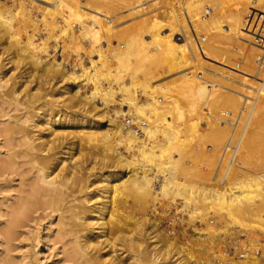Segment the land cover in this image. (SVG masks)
<instances>
[{
  "label": "bare ground",
  "instance_id": "obj_1",
  "mask_svg": "<svg viewBox=\"0 0 264 264\" xmlns=\"http://www.w3.org/2000/svg\"><path fill=\"white\" fill-rule=\"evenodd\" d=\"M54 1H58L57 4L59 6L65 5L68 8V14L63 17L64 21L66 22L62 25L61 29H58L59 27L56 28L57 25H55L54 21L52 20L49 28L51 29L50 32L54 33L55 31H52L55 29L60 30V35L65 36L69 45L73 43V47L75 48V50L80 48L81 41L77 36L78 34L76 35V33H73L72 31L71 33H69V30H72L73 27L77 26L79 29H81L82 31L80 30V34L84 38L88 37L90 40L92 39V45H90L91 50L89 52V55H86V57L88 58L87 62L89 63L87 67L82 63L81 60L75 59L77 60V67L74 70H69L68 68H64L63 65L61 66L59 56L55 58L56 71L61 75L62 78L71 80L72 84L74 85L75 90L72 94L70 93V96L72 97L74 94L77 95V86L80 82H83L85 84L91 85L90 92L83 95V98L86 100V102L92 101L94 103H98L97 108H99L100 113L97 114V119H80L77 121V123L80 124L81 129H89L85 132L86 134L84 133V135L80 133L81 136L78 138H80L81 141L82 139H85V141L88 142H98L103 152H109L110 155L114 156L116 159H120L122 164H130V167H134L132 168L134 169V172H132L133 174L128 176L125 172L123 173L122 170L118 173H115L114 175L106 174L107 176H105L104 179H101L105 183L100 186V189L97 186L99 191L96 193L94 192V196L97 199L101 200L100 205L92 207V209H90V212L93 215L86 217L87 219L96 217L95 227L99 229L95 238L96 242H94L91 238L95 233V231H93L94 227H90L87 232L81 235V231L83 230L80 231V229L78 228L80 224L76 221L80 216V211H70V222L68 230L72 238L71 251L74 254L82 257L84 264H96L97 260H100L101 262L105 261L108 264H122L123 262L120 263L117 260L115 261L113 258L115 256L114 253H116L117 251L114 247V244H116L115 246H117V243L119 242L124 243V246L126 240L121 236H116L114 237V239H112L111 237L108 238L106 236V230L108 229L110 224L121 223V220L118 218V211L123 205L125 201L124 199H126L128 196L136 200L137 203L139 201L140 204L146 203V201H148L146 200V198L148 197V199L151 198L155 200L157 193H161L162 195H171L172 193L173 195V193L175 192L181 196H189V198L187 197V200L195 201L191 202L186 200V202L182 205H184L186 208H189L192 211V215L195 211L200 212L199 210H202L199 209L201 206H205L204 204H206L205 201L207 199V194L204 188L201 187L202 189L192 190V188H190L189 186L187 187L181 182L179 183L176 181V171L180 167H184V169L186 167L182 166L183 164L181 160H183L184 157H187V155L190 156L193 152L194 148L192 149L190 148V146L188 149V147L186 146H188L194 138L199 122H201L202 124L204 123V128H206L207 126L206 131L208 132V136L214 141V147L208 149V152L211 156H213V158L216 157L222 145L223 149H227V146L232 148L231 151H226L225 149L222 150L221 153H218V160L214 159L216 163L215 170L216 172H218L217 174H221L220 180L222 179V183L228 180L227 177L230 178V175L228 176V173L229 171L233 170H231L230 168L236 167L235 165H232L234 164L233 162L236 160V165L237 162H239V160H237L236 158H242L240 156H236L239 154H244L246 145L250 141H258L260 139L255 128L261 121L258 118H262L264 122V79L262 80L260 76L255 74L253 63L255 47L253 45L254 31L252 30V25L250 22L240 21L238 20V18L234 20L235 11L233 6H239L240 9H244L245 11L248 10L250 11L248 13L251 14L253 10H256L255 5H251V2H257L258 4L260 3V6H258L257 8H260V11L264 12V0H173L176 2V5L171 0H168V3H164L166 4V7L163 5V2L165 0H162V5L166 9L165 12L164 10L160 9L159 11H163L160 12V14H156L158 12L157 10L156 13H146L147 11L149 12V10L147 9H150L151 11L152 8L155 9V7H157L159 4V6L161 7L160 0H95V2H93L94 0ZM170 2L171 4H173L170 5ZM91 3H94L93 5L96 6V8H98L100 5L105 7L104 9L106 10H104L103 12L106 13L104 14L105 18L99 16L96 12L94 14H90V17L89 15H87V10H90V6H92ZM155 3H157L158 5H156ZM154 4L156 5L155 7L147 8V6H153ZM1 5L0 31H3V34L0 33V36L7 34L8 36L6 37L5 35V38L8 39L9 37V39H12L10 40L12 43L11 47L13 48L14 46V53L16 52V54L14 55H16V57L18 55H21L22 57L27 58L26 61L31 60L32 62H34V64L41 65L43 61L36 53L35 49L38 45V42H35L34 35L29 32L30 34H26L24 38L25 41L22 40L21 42V40L18 39L19 35L16 36V34L18 33V31L16 30L17 28H15L12 23L14 13L11 14V9L4 7L3 4ZM167 6H170L171 8L175 7V10H173L174 16L168 13L171 11L170 8L169 11L167 10ZM206 6L210 8V11L206 13V15L203 14L199 17H196L199 12H203V9ZM54 8L57 7L54 5ZM143 9H146L147 11H142ZM29 10L30 9H27L26 11ZM30 13L27 12L28 18H26L28 20L31 19H29ZM257 13L255 14V16H257ZM85 15L89 17V20L93 19L92 21L96 22L95 25H100V27H97V29L95 28L96 30L93 29V31H90L87 28L85 29V24L80 23L88 18ZM117 15H119V17ZM39 17L41 16H38V18ZM70 18H74L79 22L75 21V24H73V22L72 25L68 23V20ZM256 18L258 19V16ZM125 20L130 21L126 24V26L135 27V30L133 32H125L124 30L123 32H117L118 35L122 34V36H125L126 38H124L123 44H119L118 47L110 49V47H108L109 44H107V40L110 38L109 31L112 29V26L114 24L119 22L124 24L123 21ZM174 20H176L177 22L175 23ZM176 25L182 26L183 30L185 31L186 39H184V41H181V37L179 36L178 32L179 29L177 30ZM235 25H238L237 29L235 28ZM35 26H33V28L30 27V29L32 28L34 30ZM88 27L90 28V25ZM124 27L118 28L124 29ZM32 29L30 31H33ZM115 30L116 29H114V31ZM198 31H205L207 33V39L206 36L204 37L202 35H198ZM223 32H225L226 34H223ZM18 34H20V32ZM58 35H55L54 40L51 41H54V43L52 44L53 46L56 45L59 51L62 44H60L61 41L58 40ZM196 35L204 38V41H200ZM227 38L239 41L242 46V54L238 55L240 56V66L237 68L235 67V58L232 57V55H229L231 51L229 49L228 51L226 50L227 48L222 47V39ZM59 39H61L60 36ZM102 39L104 42H99V40ZM162 39H166V42L162 45L157 44L158 49L152 51V47L154 45L153 43H158L162 41ZM63 45L65 44L63 43ZM150 50L152 55H150ZM7 54H9V52ZM7 58L11 57L8 56ZM24 58H22V60H25ZM11 61L15 63L13 57L11 60H9V62ZM24 62L22 61V63ZM29 62L30 61H28V63ZM127 67L129 68V75L127 77L128 81L126 80V82H122L119 80L120 77L112 71H119L120 69ZM166 67L168 68V70L172 71V74H168L169 77H167V79L158 81V78H160V74L156 75L155 73H153V71L158 72L159 69H163ZM203 69L209 72L207 76H199L197 74L198 72H202ZM27 70L28 68H23L24 73H21V77L24 78L26 76ZM210 71L217 73L218 77L229 78L243 85V88L256 92L257 96L255 100L251 104H248L247 106H244L239 110L240 117L236 118V125L238 123V127L234 125L232 129H230L227 125H224L225 123L219 121L220 117L216 114L222 113L221 115H232L233 111L235 112L236 110H238L239 99L230 92L220 89L218 86H220L221 84L216 83V81L211 78V75H209L211 74ZM0 73L4 74L5 72L2 73L1 71ZM3 77L4 76L2 75L0 76V86H2V83H4L6 79H8H3ZM104 80H106L107 87H103ZM26 81L30 82L31 80L24 79V81H22L24 86H26L27 84ZM5 82H7V80ZM137 86H139L138 88L142 90V93L140 92L141 97L147 96L145 99L142 100L140 97H138L136 91ZM17 89H10L6 92L7 98L4 100V103L7 105V107H16L18 105H23V102L17 100ZM63 92L69 93L68 88H63ZM117 93L120 94V97L123 96V101L121 100L117 102L121 107L126 104L125 109L127 108L128 104L126 101L131 104L127 111H125V109L120 110L121 108H109V105H111L112 103L116 104L114 97ZM156 93H159L163 98H165V100L161 99V102L159 103L161 104L165 101V103L162 105L164 107V105L168 103V105L166 106L170 105L169 109L168 107L166 108V106L163 108L160 105V107L163 109L157 106L159 104H156V102H158L159 100L156 99ZM188 93L196 95L197 99L204 100L206 107L209 110L206 111L207 118L210 116L213 119L210 118L211 120L205 121V117L204 120L202 119L203 121H201V119L197 118L198 114H196L195 108L194 110L189 109V112H187V115L189 114V116L186 115L187 117H184V113L178 102V98L183 97V94ZM131 107H134L133 111H136L135 113L131 112ZM159 108L161 110H159ZM165 109H167L168 111L165 112ZM174 109L176 110L177 116L181 118L179 122L172 120L171 114H173ZM109 110H111L114 115L113 117L108 118L110 127L99 130L98 125L101 124L102 121L110 115ZM148 112L152 113L153 116L150 113L149 114L154 117V119L150 118V115V117H146V113L148 114ZM159 112H165V116L162 113L160 114ZM167 113L168 115L166 116ZM29 114V110L25 109L21 115L13 116V121L3 129L9 144L17 147L16 149L12 148L10 150L11 157L18 154L27 156V160L32 164L35 170L34 179L28 184L29 189H31L33 192V195L30 196L31 199L27 197V195L23 196L19 205L17 204L18 206L16 205L17 207L13 209L14 222L17 219L14 218V216L18 214H25L30 208V203L33 201V199L35 200L39 196L47 197V200H45V204L48 206H62L69 208L71 204H66L69 198H63V195L65 193L63 192V188L66 187L68 182L70 181L69 176L73 177L74 172L73 174L70 173L75 170L77 166L76 164H74L75 161L73 159L75 157H73L71 161L73 160L74 162L68 161L67 164H62L59 171H57L56 174L53 173L56 167L51 168V164H53L52 161L54 160V158L57 159L55 155L59 152L57 150L58 146L54 145V141L52 140L53 138H57L55 133L53 135V132L55 130L52 127L56 122L59 121L56 118H54L53 120L49 119L44 121V125L41 126V130H47L48 133L40 134L39 137L33 138V135L27 127L30 122ZM127 114L134 121V123L139 126L141 133H138L134 128L125 125L121 120H119L120 116H125ZM183 118L187 119L185 120ZM242 119L243 123H240ZM31 123H33L32 126L37 125L34 120L31 121ZM50 129L52 131H50ZM50 135H53L55 137H51L50 139ZM36 140L39 141L36 142ZM71 141L72 144L70 146L73 147V145H75V141ZM78 141L80 140L78 139ZM66 144H68V146L65 147L64 144L63 146H61V148L64 147L68 150L70 143ZM119 144H122L124 146V150L129 153V156H120L115 152V147ZM47 149H51L52 152L49 155H42L41 152ZM187 152L189 153L187 154ZM228 153H230V157L229 155H227ZM72 156L73 153L70 155V158ZM226 156L229 158L228 160L226 159L224 161ZM11 161L12 167L15 162L12 159ZM60 161L62 163L63 160L60 159ZM185 162H188V164L185 163L187 165L190 164L189 160ZM211 163L209 164L211 165ZM148 164H151L156 168V172L151 174L152 176L147 173V171L150 169L149 167H147ZM213 164L214 163H212V165ZM222 164L225 166L224 168L223 166H221ZM49 168L51 169L47 171ZM255 170L257 171V169H253L251 173L255 172ZM137 171L141 172V175L138 176L137 174L139 173ZM158 172L161 173L162 177L161 179H159V192H156L152 188V181L153 178L157 176ZM261 172L263 173L262 175H260L261 173H258V175L256 174L253 177V174L249 175V177L244 175L246 178L242 176L244 179L239 178L240 181L236 180V182L238 181L237 183L234 182V184L233 182H231L233 183L232 186H230L231 184H229V181H227L226 183L228 184L225 189H223V185L222 191L220 190V192H217V190L215 189L211 193L213 200L216 201L214 203H211L212 206H216V209H218L219 207L220 211L224 210L226 212L224 214V212L222 211L223 216L227 218H224V222L228 220L230 223L247 227L248 225H245V223H243V215L244 218L245 215H247L251 218L249 220L254 221V223H256L258 226L261 225L262 227H259L262 230L264 229V212L262 207L259 206L261 202L258 205H254V203L252 202L254 196H261V199L264 200V198H262V196L264 197V172ZM67 196L71 197L72 191L67 193ZM132 198H129L130 201H132ZM72 199L73 198H71V201ZM200 200H204V203ZM136 201H134V203ZM149 201L147 202L148 204ZM210 202H208L209 208H211ZM139 203L137 204V206L138 208H141V206H139ZM74 206L77 205L73 204L72 207ZM203 209H205V207ZM202 211L200 213L204 215L205 213ZM132 212L134 214V211ZM189 213V217L194 216ZM126 214L128 215L127 212ZM217 216L218 218H222L219 217V215ZM133 218L134 221L138 220V218ZM228 218H230V220ZM84 220L86 219L84 218ZM8 232H10V229L8 230ZM156 234L157 240L162 241L163 236L158 232L154 233V235ZM250 240L252 239L250 238ZM252 241L248 242L254 245L257 242H255L254 240ZM39 243L40 244L37 252L39 255H44L46 253L47 245L46 237L41 238ZM119 243L118 245H121ZM128 244L129 243H127V245ZM107 245L109 247H107ZM245 245H242V247ZM105 247H107V251H102V249H104ZM87 248L93 250L96 256L94 254H89ZM128 248L132 249V247ZM161 248L162 247L156 246L155 249L161 252ZM181 248L182 247H179V251L182 252ZM244 249V252H246V254L244 255L243 259H239L238 257H236L237 255H228L227 252L223 253V251L222 255H224L221 256L219 254V256L222 258V262H225L227 264H264V261L261 260L260 257H256L253 255L257 254L255 253V251L251 252L250 248L248 247H244ZM176 253H178V251H176ZM125 256L127 255L125 254ZM262 257L264 258V251L262 252ZM130 258L132 260V257ZM182 259L179 256L178 260H176L178 264H187V262L185 263L186 260L183 259L184 261H182ZM126 263L134 264L133 260L132 262L128 260ZM172 263L173 262L170 261L168 264Z\"/></svg>",
  "mask_w": 264,
  "mask_h": 264
},
{
  "label": "rangeland",
  "instance_id": "obj_2",
  "mask_svg": "<svg viewBox=\"0 0 264 264\" xmlns=\"http://www.w3.org/2000/svg\"><path fill=\"white\" fill-rule=\"evenodd\" d=\"M163 1L160 0L161 7L159 6L160 5L159 2H158L159 5L155 3L156 5H158L157 7H155L156 6L155 4L153 6H147V8L155 7V9L152 8V10L154 9L153 11L152 10L150 11V9H147L149 10V12L146 9H143L142 11H147L146 12L147 14H151L153 12L156 13L157 10L158 12L156 14L158 13L160 14V12H163V11H159L161 9L164 10L165 12L166 8H164L163 5L166 7V4L164 3L166 2L168 3L170 0L169 1L165 0L164 2ZM171 1L174 2V4L176 3L173 0ZM57 2L54 0H44V1L43 0H0V6H2L1 4H3L4 7L11 9L10 10L11 14L14 13L12 23L13 26L17 28L16 30L18 31V33L20 32V34L16 32L17 33L16 36L19 35L18 39L21 40L22 42V40L25 41L24 38L26 34L28 35L30 33L33 34L35 42L36 43L38 42L37 43L38 45L36 46L35 49L36 53L43 61L41 65H36L31 60H28L30 61L28 63V61H26L27 58H24L21 55L17 54L18 56L16 57V55H14L16 54V52L14 53L15 48L14 46H13L14 49L11 47L12 43L10 40L12 39H9V37H8L9 40L5 38V35L6 37L8 36L7 34L0 36V72L1 71L2 73L5 72L4 74L0 73V76L1 75L4 76L3 79L8 78L6 79L7 82H5L6 81L5 80L4 83H2V86H0V264H84L82 257L74 254L71 251L72 238L68 230L69 222H70V217H69L70 211L72 210L80 211L79 218L81 219L78 218L76 221L80 224L78 227L80 231L81 230L84 231V232L81 231L82 232L81 235L87 232L90 227H94L93 231H95V233L91 238L94 242H96L95 238L97 232L99 231V229L95 227L96 217L88 218V219L86 217L93 215L90 212V209H92V207L100 205L101 200L97 199L94 196V194L98 192L99 189L101 188L100 186L105 183L101 179H104V177L107 175H114L115 173H118L121 170L123 171V173L125 172L127 176L132 175L133 174L132 172H134V169H132L134 167L132 165H131L132 167H130V164H122L120 159H116L114 156L110 155L109 152H103L98 142L96 143L92 141L88 142L85 141V139H82L81 141V139L78 138L81 136L80 133L84 135V133L89 129L85 128L86 130L84 129L85 130L84 131L83 129H81V126L80 124L77 123V121L80 119H87V120L97 119V114L100 113L99 108H97L98 103H94L92 101L86 102V100L83 98V95L88 94L90 92V87H91V85L85 84L83 82H80L77 86L78 87L77 95L74 94L72 97L70 96L75 90L74 85L72 84L71 80L62 78L61 75L56 71L55 58L59 56L61 66L63 65L64 68H68L69 70H74L77 67V60H81L82 63L87 67L89 63L87 62L88 58L86 57V55L88 56L91 50L90 45H92V39L90 40L88 37L84 38L80 34L81 29H79L77 26L73 27L72 30H69V33H71L72 31L73 33H76V35L78 34L77 36L81 41L80 48L82 46L81 49L79 48L75 50V48L73 47V43L70 42L71 44L69 45L65 36L60 35L59 33L60 30L54 28L55 30H53L52 32L54 31L55 32L54 33L50 32L51 29L49 28L51 21L53 20L55 25H57L56 28L59 27L58 29H61L62 25L66 22L64 21L63 17L66 14H68V8L65 5L59 6ZM93 2H95V0ZM93 4L92 6H90V10L89 9L87 10L88 14L87 13L86 14L89 15L90 17V14H94L96 12L98 13L99 16L105 18L104 14L106 13H103L104 10H106L104 9L105 7L100 5L98 8H96V6H94ZM172 4L170 2V5ZM252 4L255 5L256 10H253L251 14L248 13L250 11L248 10L245 11L244 9H240L239 6H233V8L235 11L234 20L238 18V20L240 21L250 22L252 25L251 26L252 30L254 31L253 26L259 24L258 23L259 20L256 18L257 16H255V14L260 10V8H257L258 6H260V3L258 4L257 2H251V5ZM54 5L57 8H54ZM167 8L168 11L170 8V11L172 12V13L171 12L168 13L174 16L173 10H175V7L171 8L170 6L169 7L167 6ZM27 9H30L31 11L30 10L26 11ZM27 12L28 13L31 12L29 14L30 16L29 19L31 18L32 20L27 19L28 18ZM200 15H203L202 11L199 12L196 15V17H199ZM38 16L41 17L38 18ZM117 16L119 17V15ZM89 17L85 19L86 21L83 20L82 22H80L85 24L86 26L84 27L85 29L87 28L88 30L93 31V29L96 30L97 27H100L99 24H98L99 26L95 25L96 22L92 21L93 19L89 20ZM75 21L76 20L74 18H70L68 20V23L72 24L74 22L73 24H75ZM174 21L175 23L177 22L176 20ZM76 22L79 21L77 20ZM129 22H130L129 20L123 21L125 25L122 24L121 22H119L120 24L113 23L114 24L112 26L113 30L111 29L113 32L111 30L109 31L110 38L107 40V44H109L108 47H110V49L118 47L119 44L120 45L123 44V40L124 38H126L125 36H122V34L118 35L117 32H123V30L125 32L127 31L133 32L135 30V27L126 26V24ZM32 23L33 26H35L36 24L34 30L32 29L33 28ZM87 25L88 26L90 25V28ZM124 26L127 28H125ZM30 27H32L31 29L33 31H30L31 30ZM118 27H124V29L123 28L119 29ZM176 28L178 30L177 25ZM235 28L237 29L238 25H235ZM114 29L116 30L114 31ZM118 30H122V31H118ZM198 32H199L197 33L198 35H202L204 37L206 36L207 39V33L205 31H198ZM0 33L3 34V31H0ZM223 34L226 33L223 32ZM55 35H58V40L61 41L60 44H62L61 49L59 51L56 45L53 46L52 43H54V41L53 42L51 41L54 40ZM198 35L196 36L200 40V37ZM59 36L61 39H59ZM222 40H223L222 47L227 48L226 50L229 49L231 51L229 55L230 56L232 55V57L235 58L234 60L236 63L237 56L239 54L240 55L242 54V46L240 42L230 38L222 39ZM99 42L102 43L104 41L102 39L99 40ZM165 42L166 39H162V41L158 43L157 42L153 43L154 45L152 47L153 48L152 51L158 49L157 44L162 45ZM63 43L67 46L63 45ZM233 47H237L238 51L236 52L233 49ZM81 50L83 51V53ZM8 52L9 54H7ZM149 52L151 53V50ZM7 55L11 58H7L8 57ZM150 55H152V53ZM12 57L15 63H13L12 61L9 62V60H11ZM22 58H24L25 60H22ZM22 61L23 62L25 61L24 62L25 64L22 63ZM239 66L240 63L239 64L236 63L235 67L237 68ZM23 68H28L26 72V76L23 75L25 76L24 78L21 77V73H24ZM204 70L205 69H203L202 72L200 73L203 76H207L209 72ZM128 71L129 68L127 67V68H122L119 71L113 70L112 72L116 73V75L120 77L119 78L120 81L126 82V80L128 79L127 77L129 75ZM153 73H155L156 75L160 74L159 75L160 78H158L159 79L158 81H160L167 79V77H169V75L172 74V71L168 70V68L166 67L163 69H159L158 72L153 71ZM210 73L211 74L209 75H211V78H213L216 81V83L221 84L220 86H218L220 89L230 92L239 99L238 110H236L235 112L233 111L234 113L231 111L232 115L229 114L221 115L222 113H218L216 115L219 117L220 116L230 117V119L234 117L235 118L240 117L239 110L242 107L251 104L255 100L257 96L256 92L243 88V85L229 78L218 77L217 73L215 72L210 71ZM24 79L31 80L30 82L26 81L27 84L29 83L28 86L27 84L26 86H24L22 82L24 81ZM66 87L68 88L69 93L63 92V88ZM103 87H107L106 80L103 81ZM138 87L139 86L136 87L137 95L143 100L147 96L141 97L140 94L142 93V90H140V88ZM10 89H17L16 90L17 100L23 102V105H18L16 107L14 106L7 107V105L4 103L5 102L4 100L7 98L6 92L9 91ZM157 94L159 93H156V99L159 101L156 102V104L157 103L159 104L157 105L158 107H160V105L163 107L162 104H164L165 101L162 102L161 104L159 102H161V99L165 100V98H163L159 94L162 97L161 98ZM119 97L120 94L117 93L114 97L116 104L112 103L111 105H109V108L111 109L121 108L120 110L125 109L126 104L123 105L124 107L123 108L119 105V103H117L118 101L122 100L123 96L120 97L121 99ZM126 102L128 106L125 109V111H127L129 109V106L131 105L128 101ZM178 102L184 113V117L189 116V114L187 115L189 109L194 110L195 108L196 114H198L197 118L201 119V121H203L205 117H206L205 121L213 119L210 116L207 118L206 111L209 110L207 109L204 100L197 99L196 95L189 93L183 94V97L178 98ZM166 105H168V103H166L164 107ZM169 106H166V108L168 107L169 109ZM133 108L134 107H131V112L135 113L136 111H133ZM160 108L159 110L163 109ZM25 109L29 110L30 112L29 114L30 122L27 127L28 130L33 135V136L31 135L33 138L39 137L40 134L48 133L47 130L45 131L41 130V126L44 125V121L49 119L53 120L54 118L58 119L59 121L56 122L52 127L55 130L53 132V135L55 133L57 138H53L55 137L53 135L49 136L50 139L51 137L53 138L52 140L54 141V145L58 146L57 150L59 152L58 154L55 155L57 159L54 158V160L52 161L53 164H51V168L56 167L53 173L56 174L57 171H59V169L61 168V165L67 164V162L71 161L73 157H75L73 159L75 162L73 160L72 161L78 167L76 166V169L70 173L73 174L74 172L73 177L69 176L70 181L68 182L67 186L63 188V192H65L63 198H69L66 204L67 205L71 204L69 208L62 206L60 207L48 206L45 204V200H47V197L39 196L35 200L33 199V201L30 203V208L25 214H18L14 216V218H17L14 222L13 209L19 205L23 196L27 195V197L31 199L30 196L33 195V192L31 189H29L28 184L34 179L35 170L32 164L27 160V156L18 154L16 156L11 157L10 150L12 148L16 149L17 147L9 144L3 129L7 125H9L10 122L13 121L12 118L13 116L21 115ZM165 110H166L165 112L168 111L167 109ZM165 112L163 113L161 112V113L164 115ZM109 113L110 115L107 116L102 121V123L98 125L99 130L110 127L108 118L113 117L114 115L111 110H109ZM149 113L150 112H148V114L146 113V117L147 116L150 117L152 115V113H150L151 115ZM167 115L168 113L166 114V116ZM171 115H172V120H175L177 122L180 121L181 118L177 116L175 109L173 110V114ZM126 116L129 117L128 114L125 116H120L119 120L125 123ZM152 116L150 118L154 119V117ZM183 119L186 120L187 118H183ZM258 119L261 120L262 122L260 121V123L256 126L255 130L258 133L260 139L258 141L252 140L246 145V150L244 154L243 155L239 154L236 156V157L238 156L242 157L241 159L235 157L237 160H239V162H237V165H236V160L234 158L235 161L233 162L234 164L232 165H235L236 167L234 166L235 168H230L231 170L233 169L232 170L233 172L229 171L228 173V176L230 175L231 179L229 177H227L228 180L226 179L227 181H229L228 183L231 184L230 186H232L234 182L237 183L238 181L236 182V180L240 181V179L243 178L242 176L244 175L249 177V175L253 174L252 175L253 177L256 174L258 175V173H261L260 175H262L263 173L261 171L264 172V122L262 118H258ZM33 120L37 124L36 126H32L33 123H31V121ZM224 122H225L224 125H227V121ZM240 123H243V119ZM203 124L201 122L198 123L197 132L190 143L191 145L187 142L189 145L187 144L188 146L186 147H188L189 149V147L191 146L190 148L192 149L194 148V149L193 152L191 151L192 154L190 156L187 155L189 153L187 152V154L185 153L187 157H184L183 160H181L183 164L182 166H186V167L185 169L184 167L182 168L180 167L182 170L179 168L176 171V179H177L176 181L179 183L181 182L183 185L187 187L189 186L190 188H192V190H198L204 188L207 194V199L205 201L206 204H204L205 206L203 207L201 206L199 208L202 209L203 211L199 209L198 210L200 212L201 211L204 212L205 214L203 215L200 212L195 211L193 213L194 215L193 216L191 214L192 211L189 208H186L184 205H182L183 203L186 202L187 197L189 198V196L187 197L181 196L175 192L173 193V195L171 193L172 197L171 195H162L161 193H157L155 200L151 198L148 199L149 198L148 197L146 198V200L148 201L150 200L149 204L147 203L148 201H146L147 204L146 203L140 204L138 201L139 206H141V208L140 207L138 208L137 206L138 203L136 200L128 196L126 199H124L125 200L124 203L126 204L123 203L120 210L118 211V218L121 220V223L110 224V226L106 230L107 231L106 236L108 238L111 237L112 239H114V237L116 236L117 237L121 236L126 240L124 246H123L124 243L118 242L121 245H118L117 243V246H115L116 244H114V247L117 250L116 253H114L115 256L113 257L115 261L117 260L120 263L123 262L122 264H127L126 262L128 260L131 262L133 260L134 264H168L170 261H172L173 262L172 264H178L176 260H178L180 256L181 259L183 258L184 260H186L185 263L187 262V264H227L225 262H222V258L219 256V254L223 256L224 255V254L222 255V251H223V253L227 252V254L231 256L237 255L236 257H238L239 259H243L244 255L246 254V252H244L245 250L244 247L250 248L251 252L255 251V253L257 254H253V255L256 257H260L261 260L264 261V258L262 257V252L264 251V244H263L264 229L262 230L260 228L262 226L259 225L260 226L259 227L256 223H254V221L249 220L251 218L247 215H245L246 219L244 218L243 215V219H244L243 223H245V225H248L247 227L230 223L228 220H226L227 221L226 223V221L225 222L223 221L225 216H223L222 214L223 212L224 214L226 212L224 210L220 211L219 207L218 209H216L217 207L216 206L213 207L211 204L216 202L215 200H213L211 193L215 189L217 190V192H220V190L222 191L223 189L226 188L228 184L226 183L227 181L223 183L221 182L222 180V179L220 180L221 174L220 175L217 174L218 172H216L215 170L216 163L214 160V159L218 160L219 158L218 153H221L222 150H224L225 148L223 149V145H222L220 151L217 153L216 157L214 158L213 156L210 155L208 149L214 147L215 144L214 141L208 136V132L206 131L207 126L205 125L206 128H204ZM227 126L230 129H232L233 127V126L230 127L229 125ZM235 126L238 127V123ZM138 128L139 126H135L134 129L138 133H141L140 128L139 129ZM50 131L52 130L50 129ZM78 139L80 141H78ZM39 140H36V142ZM71 140L75 141V145H73V147L70 146L72 144ZM66 143H70L69 148L71 147L72 148L71 149L68 148V150L64 147L61 148V146H63L64 144L65 147L68 146V144ZM115 149H116L115 152L120 156H124V155L125 157H127V155L129 156V153H127L124 150V146L122 144L117 145ZM231 149L232 148L227 146V149L225 150L231 151ZM51 152H52L51 149H47L41 152V154L45 156V155H49ZM71 152L73 153V156L70 158V155L72 154ZM229 154L230 153H228L227 155ZM229 157L226 156L224 161L226 159L228 160ZM11 159L15 162L12 167H11V162H12ZM60 159L63 160L62 163ZM184 160L185 161L189 160L190 164L187 165L188 162H185ZM100 162H104V163H100ZM211 162L214 164L212 165ZM209 163H211V165ZM223 164L221 166H223L224 168L225 166ZM147 167L150 168L147 171V173L150 176H152L151 174L156 172V168L151 164H148ZM51 168H49L47 171H49ZM253 169H257V171L259 172L255 170V172L251 173ZM138 173H139L137 174L138 176L141 175V172ZM245 176L244 178H246ZM161 177H162L161 173L158 172L157 176L153 178L152 188L156 192H159V179H161ZM97 186L99 187V189L97 188ZM70 191H72L71 197L67 196V193H69ZM71 198H73L72 201ZM129 198H132L133 202L130 201ZM262 198L264 197L262 196ZM134 201L136 202L134 203ZM187 201H191V200H187ZM203 201L204 200H202L201 202ZM208 202H210L211 208H209ZM252 202L254 203V205L255 204L258 205L261 202L259 206L262 207L264 212V200L261 199V196H254ZM73 204H76L77 206L72 207ZM204 207L205 209H203ZM132 211H134V214ZM126 212L128 213V215L126 214ZM188 213L191 214L193 217H189L190 215H188ZM217 215H219V217H222L223 219L218 218ZM133 217H135V219L138 218V220L134 221ZM84 218L86 220H84ZM228 219L230 220V218ZM9 229L10 232H8ZM156 232L160 233L163 236L162 241L157 240V234L154 235V233ZM137 236L138 238L141 239H138ZM45 237L47 240L46 253L44 255H39L37 252L40 244L39 241L41 240V238H45ZM250 238L255 242L257 241L255 243L256 246L248 242V241H252L250 240ZM126 242L129 244L127 245ZM242 245L245 246L242 247ZM156 246L162 247L161 252L155 249ZM107 247L109 246L107 245ZM107 247L102 249V251H107L106 249ZM128 247L130 248L132 247V249H129ZM179 247H182L181 248L182 252L179 251ZM87 250L89 251V254L92 255L94 254L96 256L93 250H90L89 248H87ZM122 250L124 251V253ZM176 251H178V253H176ZM240 253L244 254L243 257H240ZM125 254L127 256H125ZM129 256L132 257V260ZM153 259H155L156 261ZM183 259L182 261H184ZM96 264H108V263L105 261L101 262L100 260H97Z\"/></svg>",
  "mask_w": 264,
  "mask_h": 264
},
{
  "label": "built area",
  "instance_id": "obj_3",
  "mask_svg": "<svg viewBox=\"0 0 264 264\" xmlns=\"http://www.w3.org/2000/svg\"><path fill=\"white\" fill-rule=\"evenodd\" d=\"M210 11L209 7H205L203 9V14L206 15ZM259 24L254 25V36H253V45L255 47V53L253 57V63H254V69H255V74L260 76V78L263 80L264 79V12L258 11L257 13ZM179 29V36L181 37L182 41L186 39V34L185 31L183 30L182 26L177 25ZM200 41H204V38L200 37ZM233 49L237 52V47H233ZM240 62V56L237 57L236 63ZM199 76L201 75L200 72L197 73ZM227 119V120H226ZM232 119V120H231ZM230 117H221L220 120L222 123H225L224 121H227V125L230 127L236 125V118H231ZM141 122V121H140ZM125 125L127 126H132L135 128L137 126L136 123L133 122V120L126 116L125 118ZM140 124V123H138ZM243 253H240V257H243Z\"/></svg>",
  "mask_w": 264,
  "mask_h": 264
}]
</instances>
